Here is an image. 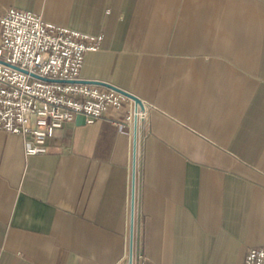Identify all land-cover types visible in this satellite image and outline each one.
Segmentation results:
<instances>
[{
    "label": "crops",
    "instance_id": "1",
    "mask_svg": "<svg viewBox=\"0 0 264 264\" xmlns=\"http://www.w3.org/2000/svg\"><path fill=\"white\" fill-rule=\"evenodd\" d=\"M8 6L103 34L81 79L137 95L145 116L76 118L35 155L0 131V264H128L133 208L144 264H244L264 246V0Z\"/></svg>",
    "mask_w": 264,
    "mask_h": 264
},
{
    "label": "built area",
    "instance_id": "2",
    "mask_svg": "<svg viewBox=\"0 0 264 264\" xmlns=\"http://www.w3.org/2000/svg\"><path fill=\"white\" fill-rule=\"evenodd\" d=\"M103 38L33 11L0 10V131L21 134L26 154L48 153V139L78 115L91 123L115 109L123 115L120 130L144 118V109L124 92L81 79L85 54L99 50ZM127 259L144 264L134 252L130 260V250ZM244 264H264V246L249 248Z\"/></svg>",
    "mask_w": 264,
    "mask_h": 264
},
{
    "label": "water",
    "instance_id": "3",
    "mask_svg": "<svg viewBox=\"0 0 264 264\" xmlns=\"http://www.w3.org/2000/svg\"><path fill=\"white\" fill-rule=\"evenodd\" d=\"M86 82H91V83H96V84H100V85H104V86H108V87H111V88H114L116 90H119V91H122L124 92L127 96L131 97L132 99L135 100V102L140 105V107L142 109L145 108V105H144V102L143 100L138 97L137 95L125 90V89H122L120 87H117L115 85H112L110 83H106V82H102V81H86ZM77 119H81L82 121L85 122V117L82 116V115H78L77 116ZM137 125V124H136ZM136 130H137V127L135 128V147H136ZM133 240H134V208H133V217H132V229H131V239H130V260L132 259L133 257Z\"/></svg>",
    "mask_w": 264,
    "mask_h": 264
},
{
    "label": "bare ground",
    "instance_id": "4",
    "mask_svg": "<svg viewBox=\"0 0 264 264\" xmlns=\"http://www.w3.org/2000/svg\"><path fill=\"white\" fill-rule=\"evenodd\" d=\"M139 123V122H138ZM140 125V124H139ZM135 127V126H134ZM139 128V127H138ZM135 130V129H134Z\"/></svg>",
    "mask_w": 264,
    "mask_h": 264
}]
</instances>
